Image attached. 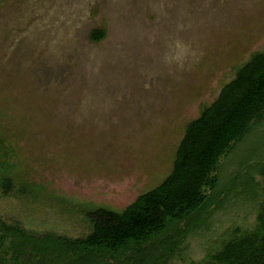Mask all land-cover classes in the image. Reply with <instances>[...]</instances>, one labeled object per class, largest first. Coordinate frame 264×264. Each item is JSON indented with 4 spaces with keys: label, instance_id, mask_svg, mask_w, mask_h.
Returning a JSON list of instances; mask_svg holds the SVG:
<instances>
[{
    "label": "rangeland",
    "instance_id": "374dc122",
    "mask_svg": "<svg viewBox=\"0 0 264 264\" xmlns=\"http://www.w3.org/2000/svg\"><path fill=\"white\" fill-rule=\"evenodd\" d=\"M177 38L183 70L164 59ZM262 49L264 0H0V217L85 235L86 210L163 179L187 122Z\"/></svg>",
    "mask_w": 264,
    "mask_h": 264
},
{
    "label": "trees",
    "instance_id": "16d2710c",
    "mask_svg": "<svg viewBox=\"0 0 264 264\" xmlns=\"http://www.w3.org/2000/svg\"><path fill=\"white\" fill-rule=\"evenodd\" d=\"M85 216L90 231L78 237L0 217V264H264V49L187 122L157 185Z\"/></svg>",
    "mask_w": 264,
    "mask_h": 264
},
{
    "label": "clouds",
    "instance_id": "9594fccd",
    "mask_svg": "<svg viewBox=\"0 0 264 264\" xmlns=\"http://www.w3.org/2000/svg\"><path fill=\"white\" fill-rule=\"evenodd\" d=\"M171 54H166L164 59L169 64H175L178 70H183L190 57L195 56L188 43L177 38L170 45Z\"/></svg>",
    "mask_w": 264,
    "mask_h": 264
}]
</instances>
